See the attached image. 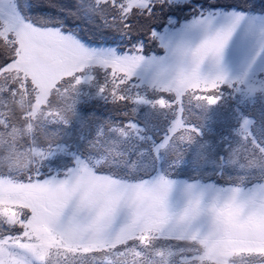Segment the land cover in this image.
<instances>
[{
  "label": "rangeland",
  "instance_id": "374dc122",
  "mask_svg": "<svg viewBox=\"0 0 264 264\" xmlns=\"http://www.w3.org/2000/svg\"><path fill=\"white\" fill-rule=\"evenodd\" d=\"M82 1L88 17L99 20L94 15L100 10L94 0ZM205 1L206 5L199 0H191L187 7L173 5L180 12L175 9V15L169 16L173 20L170 27L190 21L197 5L222 13L231 9L246 12L256 23H241L225 55L232 75L248 73L247 81L240 85L243 103L237 104L239 96H232L213 107L201 119L199 140L182 141L179 147L165 144L158 154L155 149L148 152L151 146L143 144L138 133L119 128L130 122L123 114L124 105L114 103L108 93L96 91L103 70L92 73L94 82L79 86L75 113L64 111L63 101L55 93L49 107L38 112L27 102L21 104V97L14 105L6 101L7 107L0 109V121L9 114V107L17 112L23 108L31 117L0 127V171L18 169L27 175L29 166L38 168L44 179L54 177L55 182L46 191L27 192L25 199L43 201L52 208L65 205L59 217L62 228L57 232L65 244L57 239L49 245L50 251L40 256L46 264H91L93 258L95 264H259L254 253L264 249V154L254 153V142L245 141L243 135L237 139L233 129L238 126L237 109L253 120L264 121V49L260 48L264 5L259 2L261 7L256 3V8L243 9L231 5L238 0L225 6L216 5L217 0ZM26 2L25 8L20 0L21 11L35 24L46 27L64 20L26 15L32 0ZM96 2L102 4L103 0ZM102 25L118 33V26ZM63 27L91 45L119 42V35L113 42L108 38L90 42L76 29ZM146 52L160 54L161 50L153 43L146 45ZM36 68L41 77L37 85L41 102L48 103L49 87L54 85L45 80L51 65L38 60ZM129 117L138 122L145 118L143 110ZM165 124L161 115L153 113L148 134L158 140ZM107 167L119 175H112ZM64 180L71 196L52 190ZM167 180L176 184L165 198ZM189 184L197 187L189 192ZM6 203L10 202L0 200L5 205L0 211L13 212Z\"/></svg>",
  "mask_w": 264,
  "mask_h": 264
},
{
  "label": "snow or ice",
  "instance_id": "6c2138e0",
  "mask_svg": "<svg viewBox=\"0 0 264 264\" xmlns=\"http://www.w3.org/2000/svg\"><path fill=\"white\" fill-rule=\"evenodd\" d=\"M190 3L191 0H103L101 4L94 0L100 9L94 15L103 23L118 26L119 35L118 43L97 46L86 43L75 32L65 31L62 22L46 27L33 23L21 11L20 0H0V109L7 107L6 101L11 100L14 105L21 97V104L27 102L30 109L38 112L49 107L55 93L63 101V110L75 113L80 102L79 86L94 82L92 73L103 70V79L95 84L96 91L106 92L114 103L124 105L123 114L130 122L119 128L138 133V139L151 146L148 152L155 149L158 154L165 144L176 143L179 147L182 141L199 140L201 119L207 118L213 107L232 96H239L237 104L243 103L240 85L247 81L248 73L232 75L225 55L241 23L248 20L255 24L256 20L235 9L222 13L197 5L196 15L179 28L170 27L172 17L160 31L153 26L158 6L187 7ZM141 20L152 22L140 24ZM261 34L264 35V26ZM153 43L160 54L146 52V45ZM260 48L264 49V43ZM38 60L51 65L45 80L47 85H54L49 87L48 103L41 102L43 97L37 87L41 79L36 68ZM141 110L145 117L142 122L129 117L138 116ZM8 112L0 127L31 118L23 108L17 112L9 107ZM153 113L166 121L158 140L148 134ZM237 119L238 126L233 129L237 139L243 135L245 141L254 142V153L264 154V121L253 120L239 109ZM219 159L223 161L224 157ZM27 171V175L18 169L0 171V200L10 202L6 206L14 210L0 211V264H46L40 256L50 251L49 245L57 239L60 245L65 244L63 236H57L65 205L58 203L52 208L43 201L25 199L27 192L46 191L55 178L44 179L39 169L32 166ZM67 184V180L60 181L59 187L52 190L71 196ZM165 184L166 198L176 181L167 180ZM196 187L187 185L189 192ZM254 255L259 264H264V249ZM91 264H95L94 258Z\"/></svg>",
  "mask_w": 264,
  "mask_h": 264
},
{
  "label": "trees",
  "instance_id": "16d2710c",
  "mask_svg": "<svg viewBox=\"0 0 264 264\" xmlns=\"http://www.w3.org/2000/svg\"><path fill=\"white\" fill-rule=\"evenodd\" d=\"M229 1L230 0H217L216 5L225 6ZM82 2V0H32V6L30 5L25 13L26 15H29V13H34L40 17L50 16L53 19H59L63 17L64 20L60 21L62 24H65V26H68L71 29H76L88 41L101 42L103 38H108L107 41L113 42V40L118 35L117 31L115 32V30L112 29L109 30L102 25V22L97 23L99 20L88 17L89 15H87L84 7L81 8L84 3ZM199 2L204 5L207 3L205 0H199ZM259 2L262 3L261 5H264L263 1L257 0H238L235 1V3L233 2L231 5L238 6L243 9H249L251 7L256 8ZM261 5L259 4V7H261ZM175 9L180 12V8L178 6H176V8L173 5L166 7L158 6V17L153 18V26L157 27L158 30L167 17L175 15ZM148 22L141 20L140 24H145ZM105 169L111 172L112 175H119V172L117 173L113 167H107ZM127 176L131 177L130 175Z\"/></svg>",
  "mask_w": 264,
  "mask_h": 264
}]
</instances>
